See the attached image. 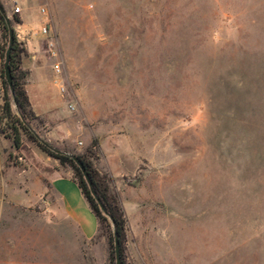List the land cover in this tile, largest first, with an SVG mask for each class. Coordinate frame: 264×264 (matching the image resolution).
Listing matches in <instances>:
<instances>
[{"label":"rangeland","instance_id":"rangeland-1","mask_svg":"<svg viewBox=\"0 0 264 264\" xmlns=\"http://www.w3.org/2000/svg\"><path fill=\"white\" fill-rule=\"evenodd\" d=\"M54 8L48 35L73 112L127 152L117 183L100 173L124 209L125 263L264 264V0ZM0 148V182L21 178L11 142L0 137ZM104 235L88 264H110ZM37 244L66 264L62 237Z\"/></svg>","mask_w":264,"mask_h":264},{"label":"crops","instance_id":"crops-1","mask_svg":"<svg viewBox=\"0 0 264 264\" xmlns=\"http://www.w3.org/2000/svg\"><path fill=\"white\" fill-rule=\"evenodd\" d=\"M55 1L0 0V3L10 18L17 16L25 28L40 30L47 25L51 32L56 14ZM16 7L21 9L18 14L14 13ZM50 40L49 35L32 40L25 47L21 62L22 70L27 72L25 89L32 111L41 120L38 132L57 148L73 154L85 153L93 141L98 140L95 168L101 174H109L111 182L117 183L128 172L125 146L119 140L104 137L87 117L77 116L69 110L68 104L72 102L68 94L64 98L54 82L56 59L51 56ZM3 43L0 30V107L3 105ZM13 110L17 113L14 106ZM2 149L0 170L6 160ZM19 160L23 169L14 173L21 178H4L0 182V224L5 226V230L0 226V264H52L53 245L47 244L40 252L37 249L39 239L48 240L51 236L62 237L64 247L62 254L59 250V256L63 255L65 259L66 245V264H88V257L96 245L94 241L100 234V223L79 188L74 171L25 137ZM34 206L42 212H30L29 208ZM72 227L76 229L75 237ZM101 237L102 243L109 247L108 237ZM71 240L75 246L73 251ZM29 260L32 262H26Z\"/></svg>","mask_w":264,"mask_h":264},{"label":"trees","instance_id":"trees-1","mask_svg":"<svg viewBox=\"0 0 264 264\" xmlns=\"http://www.w3.org/2000/svg\"><path fill=\"white\" fill-rule=\"evenodd\" d=\"M13 26L15 23H20L17 16L12 19ZM0 30L4 39V43L1 47L3 63L5 62V54L9 43V28L5 17L0 12ZM25 48L17 42L15 38V43L12 48V56L10 62V68L13 77V93L20 111L26 122L36 127L38 130L41 127V120L32 111L30 101L25 89V80L27 77V72L23 71L21 68L22 57L25 54ZM1 77L3 82V105L0 107V137H4L9 140L12 144V153L9 156V160L14 165H19L17 160L20 157V150L23 147V137H27L30 141L34 142L42 151L47 153L49 156L58 159L62 165H67L74 171V178L81 189L84 197L88 201L92 211L99 220L100 228L103 229L105 235L109 240V262L110 264H115V248H114V230L112 227V222L109 218L102 212L99 204L95 200L87 181L80 168L76 165L74 160L66 155L58 154L42 144L36 136L30 131L27 124L21 119L18 113L13 110V97L10 87L5 80L4 67L1 70ZM98 140H94L90 148H88L85 153L77 154L80 160L86 166L89 176L92 180L95 191L106 207L107 212L113 217L115 226L118 231L120 246H121V257L122 264L125 263L124 259V249H123V237L126 230V218L124 214V209L120 204V201L116 195L110 194L108 176H102L100 172L95 168L94 161L98 158Z\"/></svg>","mask_w":264,"mask_h":264},{"label":"water","instance_id":"water-1","mask_svg":"<svg viewBox=\"0 0 264 264\" xmlns=\"http://www.w3.org/2000/svg\"><path fill=\"white\" fill-rule=\"evenodd\" d=\"M0 12L3 14V16L5 17V20L7 22L8 28H9V43H8V48L6 50V54H5V62H4V73H5V80L7 81L10 90L12 92V97H13V106L16 110V112L18 113V115L21 117V119L27 124L28 128L30 129V131L36 136V138L45 146H47L48 148H50L51 150H53L54 152L58 153V154H62V155H66L70 158H72L74 160V162L76 163V165L80 168V170L82 171L85 180L87 181L89 188L95 198V200L97 201V203L99 204L102 212L109 218V220L112 222V227L114 230V248H115V258H116V262L115 264H122V257H121V246H120V240H119V235H118V231L117 228L115 226V222L113 217L107 212L106 207L104 206L103 202L101 201L100 197L98 196L97 192L94 189L92 180L89 176V173L86 169V166L84 165V163L80 160V158L77 156V154H73V153H69V152H65L59 148H57L56 146H54L53 144H51L46 138H44L39 132L38 130L31 124H29L28 122L25 121L20 108L17 104V101L15 99L13 90V77H12V72H11V68H10V62H11V56H12V48L13 45L15 43V32H14V26L12 23V19L10 18V16L6 13L5 9L3 8V6L0 3Z\"/></svg>","mask_w":264,"mask_h":264},{"label":"built area","instance_id":"built-area-1","mask_svg":"<svg viewBox=\"0 0 264 264\" xmlns=\"http://www.w3.org/2000/svg\"><path fill=\"white\" fill-rule=\"evenodd\" d=\"M20 8L16 7L14 9V13L18 14L20 13ZM42 12H45V10H42ZM50 31V27L45 25L42 27V29H34V28H25L22 24L20 23H15L14 25V32H15V38L17 39V42L21 44L24 48L34 39L38 38L40 35H48ZM50 52L52 57H56V52L52 48L53 44L50 43ZM55 71H56V77L54 79V82L56 85L59 86L61 94L63 95L64 98L67 96V88L65 84L62 82V77H61V67L60 63L55 64ZM69 110L72 112L76 110V106L73 103L68 104Z\"/></svg>","mask_w":264,"mask_h":264}]
</instances>
